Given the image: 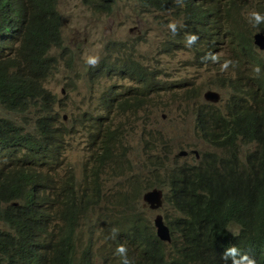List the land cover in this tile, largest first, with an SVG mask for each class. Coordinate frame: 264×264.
Wrapping results in <instances>:
<instances>
[{"label": "clouds", "instance_id": "1", "mask_svg": "<svg viewBox=\"0 0 264 264\" xmlns=\"http://www.w3.org/2000/svg\"><path fill=\"white\" fill-rule=\"evenodd\" d=\"M221 1L224 3L227 0ZM118 2H103L114 3L109 12H98L83 4L98 13H111ZM141 3L139 1L140 6ZM236 3L240 8L234 11V15L243 20L249 40L247 47L230 41L226 35L230 24H225L222 32L215 29L214 18L203 0H174L171 7L166 9L142 7L148 8L145 17L150 14L154 18L153 33L158 40L154 48L157 53L171 54L173 63L178 53H191L190 61L175 64L177 66L196 65L199 69L212 70L221 61V53L226 46L233 51L236 58L234 69L229 74H218L216 87H211L216 83L210 80L207 86L191 84L186 88L184 94L189 99H196L197 103L193 107L185 104L181 112L194 113L195 121L199 115H205L213 131L218 134L228 132L234 138L239 164L255 167L264 175V48L256 39L257 35L264 36V0H236ZM158 29H162L161 34L155 33ZM62 39V44L53 45L48 51L52 74L47 80L60 70L58 57L63 55L55 53L54 49L65 48L63 34ZM114 42L106 44L105 54L100 59L90 56L86 64L88 82L95 83L101 89L103 100L104 95L110 99L109 104L104 100L107 106L119 99V111L134 112L144 104V97L149 92L168 89L163 85L174 84L176 90L172 96L175 97L184 87L179 78L164 80L162 85L157 86L161 71L138 58L142 73L147 74L149 80L134 73H125L122 68L111 69L104 56L109 53L107 45L114 48ZM134 43L138 45L137 41ZM16 46L12 47L13 51H16ZM12 58L16 66L11 67L10 73L18 72L21 63L17 58L15 60L13 54ZM66 58L72 60L73 55ZM232 63L231 60L225 61L222 70ZM113 76L121 80L118 87L107 84L99 86L101 78L111 79ZM148 84L154 85L155 89ZM46 93L48 97L37 101L42 104L39 106L40 114L34 119L33 129H25L26 121L16 123L12 118L0 116L31 133L29 141L39 153V157L32 160L31 173L24 177L25 185L20 188L16 198L9 202L12 206L9 216L0 220V230L12 233V226L39 227L43 223L48 224L50 241L42 251L36 249L34 241L24 242L19 248L25 256H41L52 264H147L139 259L138 253L148 250L161 254L172 264H264V250L252 246L247 240L231 242V248L216 230L213 194L198 191L187 180H182L178 185L172 181V177L180 173V166L184 162L195 164L204 152L223 153L222 148L202 136L197 124V135L212 149H192L197 160L176 162L169 168L165 166L164 179L158 178L146 162L128 161L123 126L111 119L102 122L99 128L94 124L86 127L92 151L87 160L71 165L66 155L68 136L72 133L65 124L69 115H62L55 106L57 101H50L49 93ZM0 109L4 114L18 112L3 108L1 104ZM42 117L48 118V129L57 136L41 140L45 128L37 127L36 121ZM109 131L117 132L108 137ZM154 140L158 146H167L162 135H155ZM21 151L29 153L27 148L18 151L20 168L23 167L19 156ZM105 151L109 153L107 156ZM111 151L115 153L113 157ZM9 154H0V166L11 163L7 160ZM188 154L189 151L181 149L176 155L181 157ZM164 163L165 159L160 158L159 167ZM12 181L10 177L0 179V182L5 183ZM129 189L133 192H129ZM195 201L199 206V224L206 231L200 243L194 241L189 232L188 213ZM73 204L78 209V216L72 213ZM229 230L238 235L240 226L232 222ZM83 234L89 235L84 246L81 244ZM120 240L138 249L132 257L126 256L125 247L117 248ZM81 248L83 250H79ZM240 255L244 256L237 259L236 256Z\"/></svg>", "mask_w": 264, "mask_h": 264}, {"label": "trees", "instance_id": "2", "mask_svg": "<svg viewBox=\"0 0 264 264\" xmlns=\"http://www.w3.org/2000/svg\"><path fill=\"white\" fill-rule=\"evenodd\" d=\"M105 0H82L98 12H109L114 3H103ZM143 7L170 8L174 0H139ZM214 18V26L222 32L225 24H230L226 35L230 41L241 47H247L249 40L244 31L243 20L234 15L240 8L236 0H203ZM58 0H0V104L12 111L25 112L31 104L48 97L45 81L52 74L51 57L48 51L53 45L63 42L61 14L57 8ZM17 45V46H16ZM16 46V51L12 47ZM9 48V49H7ZM7 49V50H6ZM108 54L104 56L111 69L122 68L125 73L137 75L149 80L142 73L141 63L135 57V43L114 42V48L107 45ZM5 51V55H4ZM12 54L20 61L18 72L10 73L16 66ZM20 65V64H19ZM155 89L154 85L148 84ZM106 104L110 99L104 95ZM47 117L38 118L37 127L45 128L41 140L52 139L56 135L49 130ZM197 128L202 136L223 153L204 152L195 164L184 162L179 174L172 177L175 184L187 180L198 191L213 194L216 205V230L231 242L247 240L260 250H264V175L255 167H243L239 164L234 138L227 132L218 134L209 126V119L199 115ZM117 131H109L110 137ZM31 133L15 124L12 120L0 117V154L10 153L7 158L11 163L0 166V179L12 178L10 183L0 182V220L6 219L12 206L9 205L25 185V176L31 173L32 160L39 157L34 145L29 141ZM27 148L29 153H19L23 167L20 168L17 153ZM109 153L105 151V156ZM115 155L111 151V156ZM1 163V161H0ZM72 213L78 216L76 205ZM210 221L213 218L209 217ZM235 222L240 226L238 235L229 230V224ZM191 238L200 243L204 238L205 227L199 224V206L195 201L188 213ZM11 231L0 230V264H52L50 260L36 255H26L19 248L24 242L34 241L38 251L50 241L48 224L39 227L12 226ZM126 248V256L132 257L137 248L129 246L124 240L117 242V248ZM244 256V255H243ZM243 256H236L237 259ZM34 263H31L27 258ZM140 260L147 264H172L158 253L142 250L138 253ZM264 262V257H263Z\"/></svg>", "mask_w": 264, "mask_h": 264}, {"label": "rangeland", "instance_id": "3", "mask_svg": "<svg viewBox=\"0 0 264 264\" xmlns=\"http://www.w3.org/2000/svg\"><path fill=\"white\" fill-rule=\"evenodd\" d=\"M57 8L61 14L65 48L54 49L55 53L63 55L58 57L60 70L46 81L45 86L49 100L57 101L55 106L62 115L65 113L69 115L65 124L72 133L68 136L66 155L71 165L74 162L81 164L89 158L92 151L86 127L94 124L99 128L107 119L122 124L128 161L146 162L160 179H164L165 166L169 168L176 162H195L197 155L191 152L192 149L198 151L212 149L197 135L194 113L181 111L185 104L193 107L197 103L196 99H189L184 94L191 84L207 86V82L212 80L216 84L211 87H216L219 82L216 76L221 72L229 74L234 69L236 58L228 46L221 53V61L212 70L199 69L196 65L177 66L175 64L190 61L191 53H178L173 63L171 54L155 51L154 43H158V40L153 33L154 18L150 14L145 17L148 8L143 9L139 5V0H119L111 13L95 12L81 0H59ZM155 33L161 34L162 29L156 30ZM109 41L117 42L118 46L121 42L130 45L137 41L135 57L161 71L157 86L162 85L164 80L179 78L184 87L174 97L172 94L175 93V85L165 84L163 86L168 89L149 92L144 97V104L134 112L119 111V99L113 100L111 105L107 106L101 89L95 83L88 82L86 64L90 56H97L100 59L105 54V46ZM71 55L72 60L66 58ZM227 60L233 63L226 70H222V65ZM106 84L118 87L121 80L118 76L111 79L101 78L99 86ZM41 104L39 101L31 105L26 112L4 114L0 109V116L12 118L16 123L26 121L25 129L30 130L34 128L35 117L40 114ZM155 135L164 136L167 146H158L154 140ZM181 149L189 151V154L177 156ZM160 158H164L165 163L159 167ZM129 192L133 190L129 189ZM88 240L89 235L83 234L81 244L86 245Z\"/></svg>", "mask_w": 264, "mask_h": 264}, {"label": "water", "instance_id": "4", "mask_svg": "<svg viewBox=\"0 0 264 264\" xmlns=\"http://www.w3.org/2000/svg\"><path fill=\"white\" fill-rule=\"evenodd\" d=\"M257 43L260 44L261 48H264V36L262 35H257L256 36Z\"/></svg>", "mask_w": 264, "mask_h": 264}]
</instances>
